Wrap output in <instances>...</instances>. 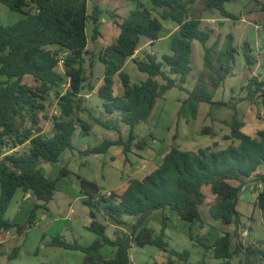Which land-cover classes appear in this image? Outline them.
<instances>
[{
	"label": "trees",
	"instance_id": "16d2710c",
	"mask_svg": "<svg viewBox=\"0 0 264 264\" xmlns=\"http://www.w3.org/2000/svg\"><path fill=\"white\" fill-rule=\"evenodd\" d=\"M149 1L153 8L138 3L124 21L118 23L120 34L116 42L98 51L97 58L104 64L105 72L97 96L104 112L115 116V119L103 120L93 115L82 98L88 80L84 68L89 41L87 22L92 19V40L97 41L102 36L100 7L96 5L90 15L89 0H0L8 10L21 14L13 24H0V74L6 77L0 84V243L6 241L11 228H17L19 233L33 228L37 224L36 211L47 208L53 200L57 183L44 173L41 165L58 163L66 150L74 148L73 140L79 125L84 135L90 133L91 123L82 119L81 113L117 133L123 125L130 127L126 141L120 136L116 141L107 139L86 150L90 154H101L112 146H122L127 160L132 145L140 150L147 145L137 139L135 127L148 122L158 100L178 84L163 70V65H169L170 74L181 76L180 83H185L192 72L194 42L198 41L205 49L206 68L217 76L213 82L215 88L232 72L238 52L234 35L228 34L220 52L216 51L220 36L209 45L212 30L203 27L202 17L192 15L191 8L197 0ZM232 1L205 0V3L208 11L213 9L223 18L239 20L236 13L225 7ZM154 11L159 12L158 17ZM162 20H170L178 26V33L170 42L171 54H164L161 59L149 53L144 59L134 58L143 39L151 44L160 40L164 28ZM50 46L57 48L50 49ZM250 51V48L245 49L244 56L247 64L252 66L255 57ZM62 53H67L63 72L59 71L58 65ZM130 59L141 72L149 75L145 81L132 83L130 74L125 71ZM26 77H31L34 84H29ZM66 77L71 78V88L63 95L60 88ZM117 77L122 83V93L118 95L115 92ZM157 77L165 83L161 84ZM246 89L247 100H258L264 109V81L252 77ZM53 91L59 113L50 118L44 112ZM189 94L191 100L215 104L213 93L208 89H195ZM42 118L52 122L50 134L44 133ZM243 126V122L234 116L231 133L225 136L232 143L226 149L209 146L197 151H183L171 148L155 170L142 179H131L122 194L114 193L110 198L99 196L102 189L96 182L81 178V191L86 194L84 202L96 210H91L87 228L97 238L90 245H82L56 236L53 245L82 252L83 264H132L134 245L144 247L149 244L169 251L164 241L166 217L160 235L146 225L154 212L169 209L188 223H203L201 207L208 206L212 218L223 227L222 235L210 246L215 258L229 260L245 250L250 258H254L249 264L256 261L264 264V240L246 247L238 241L239 229L245 224L238 207L244 188L251 180L256 182L255 207L264 213V173L260 171L264 166V130L254 137L245 133ZM210 130L212 128L206 127L204 132L215 135ZM7 149L5 153L2 151ZM61 172L67 174L68 169L63 168ZM205 187H210L212 196L206 194ZM18 191L31 192L37 200L24 224H15L6 218ZM100 213L104 218H111L117 226L127 225L125 218L132 217L133 222L128 223L131 230L117 229L115 238H110L106 233L107 225L98 220ZM230 226H234L233 231L228 230ZM104 246L114 247L112 258L104 257ZM18 250L15 247L9 259L16 257ZM170 253L184 257L182 259L189 257L188 251L172 250Z\"/></svg>",
	"mask_w": 264,
	"mask_h": 264
},
{
	"label": "rangeland",
	"instance_id": "374dc122",
	"mask_svg": "<svg viewBox=\"0 0 264 264\" xmlns=\"http://www.w3.org/2000/svg\"><path fill=\"white\" fill-rule=\"evenodd\" d=\"M138 3H144L150 9L153 8L149 0H89L90 15L96 5L102 10L100 24L102 36L97 41L92 40L94 23L89 18L86 29L89 39L88 52L85 54L84 62L88 80L85 83L82 98L93 115L101 117L103 120L115 119V116L107 115L104 112L102 101L97 96V89L103 83L105 72L104 64L97 58L98 51L116 42L120 34L118 23H122ZM262 3L264 0H233L226 3V9L240 17L239 20H231L223 18L216 10L208 11L205 0L196 1L191 8L192 15L202 17L203 27L212 30L209 45H213L220 36L219 44L216 47V51L220 52L227 41L228 34L234 35V45L238 49L236 63L226 80L219 82L217 88L213 85L217 76L212 75L211 71L206 68L204 64L205 49L198 41L194 42L192 72L187 76L185 83H180L181 76L170 74L169 65H163V70L178 84L166 91L164 96L158 100L149 121L139 123L135 127L134 133L137 139L145 141L147 145L142 150L132 145L131 154L140 155L150 160L151 156L149 155L151 154L147 152L149 150L159 151L176 147L183 151H197L199 148L209 146L217 150L226 149L232 143L225 136L231 133L234 116L243 122V131L254 137L259 131L264 130V109L258 100H247L246 89L252 77H258L259 80L264 81V11ZM154 15L158 17L159 12L154 11ZM20 18V13L10 11L0 4V24H13ZM162 22L164 28L160 40L151 44L148 40L143 39L135 58L144 59L145 55L149 53L157 55L161 59L162 55L171 54L170 42L178 33V26L170 20H162ZM48 48L56 49L57 47L50 46ZM249 48L251 49L250 53L255 57L252 66L247 64L244 56V50ZM214 56L217 57V54ZM59 71L63 72L64 67H59ZM125 71L130 74L133 84L145 81L149 77L148 74L141 72L131 59L128 61ZM156 79L161 84L165 83L161 77ZM5 80L6 77L0 74V84ZM25 80L29 84H34L31 77H26ZM199 88L208 89L213 93L215 104L189 99V93ZM60 89L62 91V87ZM115 92L117 95L122 93V83L118 77L116 78ZM58 113L59 106L53 91L48 98L44 115L51 118L52 115H58ZM80 116L91 123L90 133L84 135L79 125L73 140L74 148L66 150L58 163L45 166L46 175L57 183L55 196L47 208H40L36 211L38 225L23 233H19L17 228L10 229L12 236L10 235L0 248V264H83L84 254L82 252L66 250L53 245V238L56 236H61L66 242H78L82 245H90L97 238V235L86 227V222L91 219V210L94 208L84 202L86 194L81 191L80 179L85 178L96 182L102 190H112L117 194L128 182L129 175L125 168L127 165L124 163L125 153L122 152V146H113L101 154H90L86 150L107 139L116 141L120 136L126 141L130 127L123 125L120 127L121 132L117 133L96 124L94 119L86 113H81ZM41 126L45 134H50L52 131V122L46 118H42ZM206 127L212 128L210 131L215 135L206 134L204 132ZM2 151L5 153L8 149ZM63 168L68 169L67 174H62ZM260 171L264 173L263 170ZM253 183L251 180L248 184L252 185ZM244 191L243 193L254 192L250 189ZM205 192L209 196L213 195L210 187H205ZM21 195L18 193L15 196L6 213V218L15 224H24L30 216V212L27 213L25 208L27 206L33 208L31 202L27 203V206H19ZM62 209H65L64 213H61ZM244 212L249 220L239 229L238 241L242 242L243 247H246L249 243L264 240V213L259 207H255L252 201L247 204ZM201 214L204 222L200 224L203 228H207L206 231L196 227L198 222L196 224V222L188 223L180 220L177 226L173 222L164 235V241L168 244L169 251L149 244L144 247L139 246L132 253L134 263L169 264L171 259H176L175 264H249V260H254L245 250L235 254L229 260L215 258L213 249L208 242L211 241L210 237L213 240L216 234H222L223 227L219 221L212 218L208 206L201 207ZM98 220L107 225L102 214H98ZM128 220L129 223H132L134 219L128 217ZM149 227L155 230L156 235H160L161 223L150 220ZM213 229L215 235H210L209 233ZM233 229L234 227L228 230L233 231ZM116 230L107 225L106 233L110 238H115ZM15 247L19 249L18 254L9 259ZM172 250L188 251L189 257L187 259H182L184 257L175 258L170 253ZM114 252L115 249L112 246H104L102 249L105 258H112ZM254 264L260 263L256 261Z\"/></svg>",
	"mask_w": 264,
	"mask_h": 264
},
{
	"label": "crops",
	"instance_id": "0c3cea01",
	"mask_svg": "<svg viewBox=\"0 0 264 264\" xmlns=\"http://www.w3.org/2000/svg\"><path fill=\"white\" fill-rule=\"evenodd\" d=\"M158 42V41H157ZM136 55V54H135ZM135 58V56H134ZM245 132V131H244ZM246 133V132H245ZM248 134V133H247ZM250 135V134H249ZM113 147V146H112ZM115 147H119V146H115ZM149 150V149H148ZM170 149H167V150H159V151H147L149 154V156H151V159L150 160H147V158L143 157V156H140V155H136V154H131V152H129L128 154V159L126 160V158L124 157V163L125 165H127L126 170L128 171V182L125 184V186H122V190L121 192H119V194H122L125 189L127 188L128 184H129V181L131 179H142L144 178L149 172L155 170L160 164H162L163 162V158H164V155L166 152H168ZM122 152H124V150H122ZM131 155V156H130ZM48 164L46 163H43L41 165V167L43 168L44 170V173H45V166H47ZM153 166V167H151ZM260 170H263L264 171V166L260 169ZM46 174V173H45ZM254 183L252 185L250 184H247L246 186V190H254V192L252 193L251 191H244L245 193H242V196H241V200H240V203H239V210L241 211V213L243 214V222L246 223V221H248L249 219L247 218V214L244 212L245 211V207L247 206V204L250 203V201H252L254 204H255V201H256V196H257V192H256V188H255V181H253ZM249 183V182H248ZM103 191V190H102ZM112 191V190H111ZM114 193H116L115 191H112ZM20 193L22 194L21 197H20V205L21 207H24V206H27L26 204L31 202L32 203V207H33V204L36 203V197L31 193V192H28V193H25L23 191H18L16 193V195ZM15 195V196H16ZM15 198V197H14ZM86 198V197H85ZM84 199V197H83ZM14 200V199H13ZM20 207V208H21ZM24 209V208H22ZM25 210L28 212H31V208L30 207H26ZM65 212V209H62L61 210V213H64ZM102 213H100L101 215ZM166 217V224H167V227L165 229V232L170 228V225H172L171 223H175L174 225L177 226L178 225V222H180V218L179 216L177 215V213L175 212H172L170 211L169 209H166V210H160V211H156L154 212L147 220V223L146 225L149 227V223H150V220H154V222H157V223H161L162 225V222H163V219ZM127 218H125V221L129 223V220L127 221ZM184 221V220H182ZM91 222V219H89L87 222H86V227L89 225V223ZM105 222L107 223L108 226H112L113 228L115 229H120L122 231H129L131 230V227L130 225L127 223V225H123V226H117V224L111 219V218H105ZM198 222V225L196 226L197 228H199L200 230H203V231H206L207 228H203L202 227V224H200L199 221H196V224ZM177 223V224H176ZM38 225V224H36ZM234 226H230L229 228H233ZM153 229V228H152ZM213 230L210 231V235H215V233L213 232ZM209 234H207L208 236H210ZM10 235L12 236V233L11 231H9L8 233V237L7 239L10 237ZM222 234L218 233L216 234V237L215 239L212 240V238L210 237L211 241L208 242L209 245L211 246L214 241L219 238ZM6 239V241H7ZM96 240V239H95ZM94 240V241H95ZM5 241V242H6ZM4 242V243H5ZM4 243H0V248L1 246H3ZM139 246L138 245H134L131 249V260H132V264H135L132 257V253L135 252V249L138 248ZM1 252V251H0ZM174 256V255H173ZM176 258V256H174ZM106 259H109V258H106ZM175 260H170L169 261V264H175ZM84 261V259H83ZM158 264V263H157Z\"/></svg>",
	"mask_w": 264,
	"mask_h": 264
},
{
	"label": "built area",
	"instance_id": "2783aa9c",
	"mask_svg": "<svg viewBox=\"0 0 264 264\" xmlns=\"http://www.w3.org/2000/svg\"><path fill=\"white\" fill-rule=\"evenodd\" d=\"M66 55H67V53H62L59 56V62H58L59 67H64V62H65ZM70 88H71V78L70 77H66V81L62 85L61 93L64 95ZM26 144L28 145L29 141ZM18 149H19V147L16 148L15 150H18ZM258 187L260 188V185H258ZM245 188H244V190H246ZM113 194H114V192H112L110 190H103V191H101L99 196H103L104 198H110V197L113 196Z\"/></svg>",
	"mask_w": 264,
	"mask_h": 264
},
{
	"label": "water",
	"instance_id": "95a60500",
	"mask_svg": "<svg viewBox=\"0 0 264 264\" xmlns=\"http://www.w3.org/2000/svg\"><path fill=\"white\" fill-rule=\"evenodd\" d=\"M210 11H212V10L210 9Z\"/></svg>",
	"mask_w": 264,
	"mask_h": 264
}]
</instances>
